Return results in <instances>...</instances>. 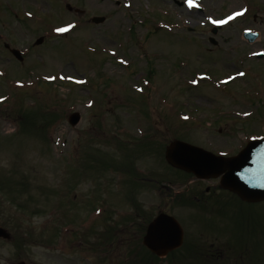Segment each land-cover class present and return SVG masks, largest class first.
Here are the masks:
<instances>
[{
  "label": "rangeland",
  "instance_id": "obj_1",
  "mask_svg": "<svg viewBox=\"0 0 264 264\" xmlns=\"http://www.w3.org/2000/svg\"><path fill=\"white\" fill-rule=\"evenodd\" d=\"M262 136L264 0H0V264H130L159 211L185 246H212L176 263L264 264V202L240 205L160 154L174 138L231 155ZM182 192L197 205L168 202Z\"/></svg>",
  "mask_w": 264,
  "mask_h": 264
},
{
  "label": "water",
  "instance_id": "obj_2",
  "mask_svg": "<svg viewBox=\"0 0 264 264\" xmlns=\"http://www.w3.org/2000/svg\"><path fill=\"white\" fill-rule=\"evenodd\" d=\"M104 18H92L91 22L100 24ZM215 34V30L212 31ZM248 42H252L255 34H244ZM42 40L39 39L36 44ZM214 44V41L210 39ZM11 53L21 61L15 51ZM79 115H70L68 122L75 126ZM166 162L181 171L193 174L197 179L220 177L222 189L236 194L241 201L256 203L264 201V139L249 142L236 156L223 158L212 155L200 148L181 141H172L165 149ZM0 238L9 239L7 233L0 228ZM182 230L177 222L166 215H159L152 221L143 237V245L157 256L162 257L168 251L181 245Z\"/></svg>",
  "mask_w": 264,
  "mask_h": 264
},
{
  "label": "flooded vegetation",
  "instance_id": "obj_3",
  "mask_svg": "<svg viewBox=\"0 0 264 264\" xmlns=\"http://www.w3.org/2000/svg\"><path fill=\"white\" fill-rule=\"evenodd\" d=\"M169 183V182H168ZM174 204V203H173ZM173 204H170V205H173ZM176 206H178L177 204H175ZM190 207V206H189ZM160 213H166L167 215H171V214H168V212H165V211H159V212H157L156 214H155V216L157 215V214H160ZM154 216V217H155ZM182 230H183V242H184V240H185V236L187 235V233L185 234V231H184V229L182 228ZM193 243L191 244V245H189L188 247L186 246V247H184L183 249L184 250H186V251H194V250H198L199 249V243L197 242V240L194 238L193 240ZM183 246V245H182ZM181 249V248H180ZM179 249V250H180ZM209 250V247L207 248V251Z\"/></svg>",
  "mask_w": 264,
  "mask_h": 264
},
{
  "label": "snow or ice",
  "instance_id": "obj_4",
  "mask_svg": "<svg viewBox=\"0 0 264 264\" xmlns=\"http://www.w3.org/2000/svg\"><path fill=\"white\" fill-rule=\"evenodd\" d=\"M189 5L191 6L192 5V0H189ZM239 14V13H238ZM231 19V17H230ZM213 23L215 24H220V23H224V21H218V20H213L212 21ZM64 29H59V31H63Z\"/></svg>",
  "mask_w": 264,
  "mask_h": 264
},
{
  "label": "trees",
  "instance_id": "obj_5",
  "mask_svg": "<svg viewBox=\"0 0 264 264\" xmlns=\"http://www.w3.org/2000/svg\"><path fill=\"white\" fill-rule=\"evenodd\" d=\"M154 261H158L157 258L152 257ZM170 261V260H169ZM144 264H146V259L144 260ZM171 264V263H170Z\"/></svg>",
  "mask_w": 264,
  "mask_h": 264
}]
</instances>
